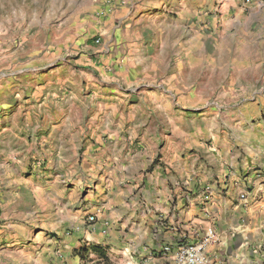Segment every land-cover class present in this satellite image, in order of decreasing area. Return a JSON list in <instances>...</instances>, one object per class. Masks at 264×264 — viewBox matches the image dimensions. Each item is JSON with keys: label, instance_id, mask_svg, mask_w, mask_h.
<instances>
[{"label": "rangeland", "instance_id": "374dc122", "mask_svg": "<svg viewBox=\"0 0 264 264\" xmlns=\"http://www.w3.org/2000/svg\"><path fill=\"white\" fill-rule=\"evenodd\" d=\"M237 7V0H0V264L99 263L75 253L89 249L88 240L75 246L69 236L109 223L112 209L127 208L134 182L156 165L165 172L170 109L154 116L138 96L170 79L191 31L205 39V144L213 140L226 81L217 66L209 78L207 63L232 64L222 41H235L233 27L222 26ZM153 44L165 50L156 74L126 72L159 54ZM256 95L264 98V86ZM159 123L164 133L144 128ZM117 158L129 162L127 171Z\"/></svg>", "mask_w": 264, "mask_h": 264}, {"label": "crops", "instance_id": "0c3cea01", "mask_svg": "<svg viewBox=\"0 0 264 264\" xmlns=\"http://www.w3.org/2000/svg\"><path fill=\"white\" fill-rule=\"evenodd\" d=\"M237 3V12L222 26L223 32L233 27L235 41H222L224 50L233 53L232 64L214 59L207 63L209 78L217 66L226 81L220 93L227 101L219 113L223 118L219 133L210 130L207 139L213 140L205 144L206 46L205 39L191 31L178 47L182 55L178 52L170 63V79L160 80L159 92L138 96L154 116L170 109L169 133L174 140L168 138L161 151L165 172L156 165L152 174L134 182L126 210L112 209L109 223L77 230L69 236L75 246L88 240L106 252L109 264H174L178 241L199 240L212 228L215 237L205 251L213 264H264V98L253 96L257 84L264 86V2ZM176 25L161 27L167 31ZM164 51L162 46L152 48L159 54L145 65H125L126 72L155 75L163 65ZM165 92H170V99ZM144 128L163 132L160 123ZM120 159L116 165L127 171L129 162ZM109 181L115 184L119 179L109 175ZM156 222L162 224L157 230ZM166 245L172 250H164Z\"/></svg>", "mask_w": 264, "mask_h": 264}, {"label": "built area", "instance_id": "2783aa9c", "mask_svg": "<svg viewBox=\"0 0 264 264\" xmlns=\"http://www.w3.org/2000/svg\"><path fill=\"white\" fill-rule=\"evenodd\" d=\"M205 195V187L203 188ZM209 192V191H207ZM208 195V193H207ZM243 196V195H242ZM91 220L92 216L89 217ZM157 221L159 219L157 218ZM156 230L162 226L159 222H156ZM215 233L212 228L207 229L204 236L199 240L194 241H178L176 249L173 252L174 264H213L205 251L209 242L214 240ZM164 250H172L169 245L164 247Z\"/></svg>", "mask_w": 264, "mask_h": 264}, {"label": "trees", "instance_id": "16d2710c", "mask_svg": "<svg viewBox=\"0 0 264 264\" xmlns=\"http://www.w3.org/2000/svg\"><path fill=\"white\" fill-rule=\"evenodd\" d=\"M75 253L79 255L80 258L85 257V254L91 253L94 256H96L97 261H99V263L97 264H109L110 263L109 257L106 254V252L100 249L97 245H91L89 249L81 246L80 248H77L75 250Z\"/></svg>", "mask_w": 264, "mask_h": 264}]
</instances>
